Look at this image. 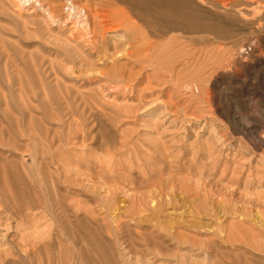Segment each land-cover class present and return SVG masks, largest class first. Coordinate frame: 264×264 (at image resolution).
Here are the masks:
<instances>
[{"label": "rangeland", "instance_id": "1", "mask_svg": "<svg viewBox=\"0 0 264 264\" xmlns=\"http://www.w3.org/2000/svg\"><path fill=\"white\" fill-rule=\"evenodd\" d=\"M102 1L0 0V264H264V0L189 77Z\"/></svg>", "mask_w": 264, "mask_h": 264}, {"label": "bare ground", "instance_id": "2", "mask_svg": "<svg viewBox=\"0 0 264 264\" xmlns=\"http://www.w3.org/2000/svg\"><path fill=\"white\" fill-rule=\"evenodd\" d=\"M238 1L105 0V3L102 1L103 4L95 3L96 5H93L95 8H89V12H91L90 14L93 13V25L95 27H93L95 29L93 32L101 33L100 30L106 32V28H111V31L120 28L125 30L126 36L128 35L133 40V42L131 41L132 51L130 55L134 57L135 62H140L143 69L150 65L151 68L154 66V69L159 71L157 76L160 77L166 74L170 77L175 74L178 76L185 74L189 77L194 72H188L190 60L196 58L210 59L213 54L206 49V46L210 45L207 43L213 44L227 39L228 33L225 24L231 20L230 16L233 14V12H228L238 10ZM99 5H103L107 9H101ZM238 11L241 12L242 10ZM242 17L244 16L242 15ZM105 36L100 34L101 39ZM230 38L232 37L230 36ZM178 67L181 68L178 69ZM41 186L43 187L42 184ZM6 201L8 202V200ZM3 204L5 206V203ZM3 208L5 209V207ZM19 208L21 209V207Z\"/></svg>", "mask_w": 264, "mask_h": 264}]
</instances>
